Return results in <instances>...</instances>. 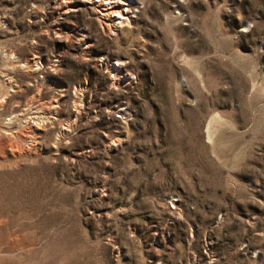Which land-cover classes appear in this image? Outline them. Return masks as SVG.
I'll use <instances>...</instances> for the list:
<instances>
[{"label":"rangeland","instance_id":"obj_1","mask_svg":"<svg viewBox=\"0 0 264 264\" xmlns=\"http://www.w3.org/2000/svg\"><path fill=\"white\" fill-rule=\"evenodd\" d=\"M0 264H264V0H0Z\"/></svg>","mask_w":264,"mask_h":264},{"label":"bare ground","instance_id":"obj_2","mask_svg":"<svg viewBox=\"0 0 264 264\" xmlns=\"http://www.w3.org/2000/svg\"><path fill=\"white\" fill-rule=\"evenodd\" d=\"M102 1L103 0H101V2ZM104 2H105V0H104ZM110 4H112V1H110ZM118 15H119V17H117ZM108 17L111 18V21H115V20H117V18H125L126 17V15H125V9H123V8L117 9L116 8V4H114L113 5V8H112V11L108 13ZM126 18H129V17H126ZM118 21L120 23H122L124 20H122V21L118 20ZM113 25L115 26V23Z\"/></svg>","mask_w":264,"mask_h":264}]
</instances>
